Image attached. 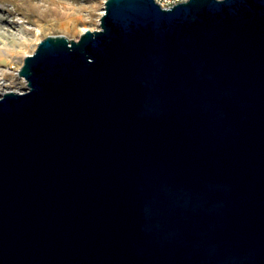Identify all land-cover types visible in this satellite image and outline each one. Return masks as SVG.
<instances>
[{"label":"water","instance_id":"1","mask_svg":"<svg viewBox=\"0 0 264 264\" xmlns=\"http://www.w3.org/2000/svg\"><path fill=\"white\" fill-rule=\"evenodd\" d=\"M0 95V264H264V0H105Z\"/></svg>","mask_w":264,"mask_h":264},{"label":"rangeland","instance_id":"2","mask_svg":"<svg viewBox=\"0 0 264 264\" xmlns=\"http://www.w3.org/2000/svg\"><path fill=\"white\" fill-rule=\"evenodd\" d=\"M105 0H0V95L23 92L19 77L24 58L51 35L77 40L100 28Z\"/></svg>","mask_w":264,"mask_h":264},{"label":"built area","instance_id":"3","mask_svg":"<svg viewBox=\"0 0 264 264\" xmlns=\"http://www.w3.org/2000/svg\"><path fill=\"white\" fill-rule=\"evenodd\" d=\"M162 7L164 8H169V7H172L173 5L177 4V3H180V2H184V1H187V0H156ZM27 86V85H26ZM27 90V88H26ZM24 90V91H26ZM23 91V92H24Z\"/></svg>","mask_w":264,"mask_h":264},{"label":"bare ground","instance_id":"4","mask_svg":"<svg viewBox=\"0 0 264 264\" xmlns=\"http://www.w3.org/2000/svg\"><path fill=\"white\" fill-rule=\"evenodd\" d=\"M21 80L25 81L23 78H21ZM26 82V81H25ZM2 95V94H1Z\"/></svg>","mask_w":264,"mask_h":264}]
</instances>
